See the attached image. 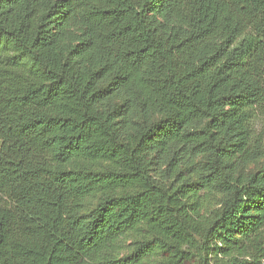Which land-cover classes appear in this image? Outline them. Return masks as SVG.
Listing matches in <instances>:
<instances>
[{
    "label": "trees",
    "instance_id": "16d2710c",
    "mask_svg": "<svg viewBox=\"0 0 264 264\" xmlns=\"http://www.w3.org/2000/svg\"><path fill=\"white\" fill-rule=\"evenodd\" d=\"M263 119L264 0H0V264H264Z\"/></svg>",
    "mask_w": 264,
    "mask_h": 264
},
{
    "label": "rangeland",
    "instance_id": "374dc122",
    "mask_svg": "<svg viewBox=\"0 0 264 264\" xmlns=\"http://www.w3.org/2000/svg\"><path fill=\"white\" fill-rule=\"evenodd\" d=\"M257 126L260 127V128H263V129H264V119H263L262 122L258 123ZM263 162H264V159H263V160H258V161L253 162V163H250V164L248 165V170H254V169L259 168V167L263 164ZM211 202H212V203H211L210 207H212V206L215 204V200L212 199ZM130 240H131V241H130ZM132 240H133V238H132V236H131V237H128V238L126 239V241H124V243H123V245H124L123 253H127V252H128V250H129V249H128V246H129L130 242H132ZM159 260H160V257H159V256H156V257H155L154 259H152L150 262L148 261V262H146V263H144V264H158ZM263 263H264V260H263Z\"/></svg>",
    "mask_w": 264,
    "mask_h": 264
}]
</instances>
